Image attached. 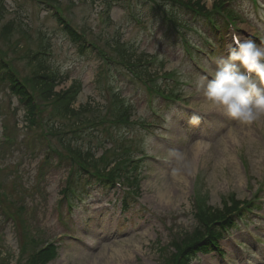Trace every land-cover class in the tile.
Masks as SVG:
<instances>
[{
	"label": "rangeland",
	"instance_id": "obj_1",
	"mask_svg": "<svg viewBox=\"0 0 264 264\" xmlns=\"http://www.w3.org/2000/svg\"><path fill=\"white\" fill-rule=\"evenodd\" d=\"M102 1L61 0L56 7L60 8L63 17L74 28L79 31L90 28L92 36H88L89 41L104 35L107 37L103 42L105 46V41L112 43L113 37L117 36L128 46L138 48L137 52L163 60L166 71L181 74L183 94L194 97L191 105L209 111L198 90L201 76L195 74L188 61L183 59L181 48L163 35L157 22L151 25L152 34L147 33L148 30L144 34L124 5H117L116 0ZM204 1L210 9L215 0ZM250 2L235 0L236 10L243 13L245 20L240 27L264 37V26L258 22V18L264 21V0H258L257 7ZM3 3L5 9L0 11V52L20 79L30 74L24 60L25 51H36L38 43H41L52 54L45 58L46 64L69 76L56 91L69 87L76 80L82 84L75 107L88 101L104 103L102 96L107 88L104 85L117 84L123 97L134 103L136 118L152 120L151 109L143 94H140L139 87L124 84L127 79L117 83L109 81L107 74H102L99 59L94 55L84 57L77 54L74 45L59 30L52 9L26 0H4ZM112 3L115 4L107 17L105 10ZM37 8H41L42 12H37ZM133 10L135 17L146 12L136 4ZM7 22H14L17 30L7 33L10 41L2 37V28ZM199 32L208 34V30L201 27ZM187 33L196 41V34ZM222 57L226 56L217 57L213 66L207 68L214 73ZM187 82L192 88L185 85ZM7 87L0 79V186L3 187L0 191L3 193V200L0 201V264L5 261L15 264L22 249L20 227L8 218L15 214L13 201H16L17 207H26L25 218L32 224L31 235L39 240L41 246L38 247L42 248L46 243L56 245L57 257L47 264H164L166 259L176 254L170 244L194 232L193 195L199 199L202 193H206L209 205L218 208L223 198L231 194L238 200L249 199L250 189L260 183L264 170V117L245 125L217 113L208 130H204L199 124L186 125L177 116L174 107L157 99L154 109L166 117V135L170 141L159 142L148 134H140L139 131L133 133L136 140L142 143L146 158L141 172L144 180L140 183L138 202L123 213L119 207L101 209L99 203L105 201L106 197L94 192L89 196L92 209L84 213L77 208L67 220L65 206L58 207L66 172L41 173L42 150L25 127L23 107ZM7 135L12 142L6 145L4 138ZM31 146L39 149L38 156L31 154ZM96 154L100 156L102 150ZM107 155L112 156L111 153ZM194 187L199 188L201 194L196 193ZM260 225L255 221L249 229H256ZM241 230L239 228V234H242ZM26 242L27 249L24 250L21 264L38 252L33 240ZM221 248L229 253L224 259L217 253L200 254L195 264H235L232 256L234 261L238 259L237 264H245V260L257 264L254 257L230 249L228 242L222 243ZM257 251L263 253L261 248ZM259 263L264 264V258Z\"/></svg>",
	"mask_w": 264,
	"mask_h": 264
},
{
	"label": "trees",
	"instance_id": "obj_2",
	"mask_svg": "<svg viewBox=\"0 0 264 264\" xmlns=\"http://www.w3.org/2000/svg\"><path fill=\"white\" fill-rule=\"evenodd\" d=\"M56 1V0H53ZM150 3L156 4L158 8L163 5L171 4L177 9L184 11L198 12L200 15H206L207 8L200 0H149ZM223 1L217 0L213 6L215 8H223ZM171 18H175L173 13H170ZM59 22L67 30V32L77 40H80L77 33L59 18ZM16 30L14 23H7L2 28V37L5 41H10V36L7 33ZM17 31V30H16ZM117 49L121 57L122 64L129 66L133 72L139 77H145L147 72L140 67L143 63L141 56H135L134 53L121 50L118 45L114 47ZM42 52L27 51L24 54V60L29 67L30 74L27 78H19L18 75L11 69L7 61L2 58L0 52V73L2 80L8 82L10 89L19 97L20 101L25 104L28 112L26 114L30 127L40 128V124L46 125V133L53 139L59 140V144L64 151H58L62 161L75 162L83 171H91L98 173L101 176H115L109 166L114 163L116 165L125 166L128 162L127 156L116 157L112 161H106L105 157L96 159L95 153L92 151V146L87 149L84 148L83 142L89 137L97 136V133H104V127L109 125H123L130 123L131 113L128 107L120 105L118 95L113 96L111 103L103 106L96 105L91 102H86L78 107H75V99L79 91V86L75 83L68 88L56 91L63 78L57 77L55 72H52L46 65L44 56V49L40 48ZM41 53V54H40ZM16 74V75H15ZM149 75V74H147ZM148 77V76H147ZM38 98V99H36ZM55 110L56 119L54 121H47L45 123L46 114L51 110ZM81 135V136H80ZM78 136H80L78 138ZM79 141V142H78ZM86 141V140H85ZM91 140H89V145ZM127 167V166H126ZM239 207V203H234L230 208L212 209L210 207H203L198 210L196 214L199 227L195 229L193 234L182 239L178 244H175L177 252L176 257L172 256L164 264H183L186 255L191 253L194 249L206 244L204 238L206 234H213L218 226L227 224L231 214ZM25 238L29 243L32 238L29 232L25 229ZM24 235V234H23ZM38 247L36 240H33ZM26 246V245H25ZM49 254L45 250H40L33 254L31 259H28L25 264H43ZM6 264V263H2Z\"/></svg>",
	"mask_w": 264,
	"mask_h": 264
},
{
	"label": "clouds",
	"instance_id": "obj_3",
	"mask_svg": "<svg viewBox=\"0 0 264 264\" xmlns=\"http://www.w3.org/2000/svg\"><path fill=\"white\" fill-rule=\"evenodd\" d=\"M198 90L209 111L245 125L260 120L264 117V48L233 34L228 55L218 60L210 79L201 77ZM199 122L198 115L189 120L192 125Z\"/></svg>",
	"mask_w": 264,
	"mask_h": 264
},
{
	"label": "bare ground",
	"instance_id": "obj_4",
	"mask_svg": "<svg viewBox=\"0 0 264 264\" xmlns=\"http://www.w3.org/2000/svg\"><path fill=\"white\" fill-rule=\"evenodd\" d=\"M163 198V197H162Z\"/></svg>",
	"mask_w": 264,
	"mask_h": 264
}]
</instances>
